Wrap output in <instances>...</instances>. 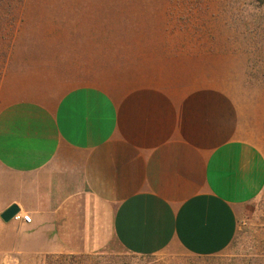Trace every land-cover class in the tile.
<instances>
[{"label": "crops", "instance_id": "crops-1", "mask_svg": "<svg viewBox=\"0 0 264 264\" xmlns=\"http://www.w3.org/2000/svg\"><path fill=\"white\" fill-rule=\"evenodd\" d=\"M26 6L0 61V214L31 219L0 217V254L225 250L264 188L245 52L146 4Z\"/></svg>", "mask_w": 264, "mask_h": 264}, {"label": "rangeland", "instance_id": "rangeland-1", "mask_svg": "<svg viewBox=\"0 0 264 264\" xmlns=\"http://www.w3.org/2000/svg\"><path fill=\"white\" fill-rule=\"evenodd\" d=\"M39 2L58 3L63 8L73 3L86 5L94 8L86 12L89 17L103 16L110 6L114 16L117 7H122L126 15V8L146 4L145 7L155 9L152 11L156 16L171 19L170 27L179 34L209 35L211 49L245 52V81L255 89L259 108L264 109V0H0V61L9 48L19 14L22 18L27 4ZM0 264H264V188L245 204L231 244L215 255L186 252L145 255L110 245L90 254L4 253L0 254Z\"/></svg>", "mask_w": 264, "mask_h": 264}, {"label": "water", "instance_id": "water-1", "mask_svg": "<svg viewBox=\"0 0 264 264\" xmlns=\"http://www.w3.org/2000/svg\"><path fill=\"white\" fill-rule=\"evenodd\" d=\"M18 210L19 208L16 204H11L1 212L0 217L4 221H8L13 218V216L18 212Z\"/></svg>", "mask_w": 264, "mask_h": 264}, {"label": "built area", "instance_id": "built-area-1", "mask_svg": "<svg viewBox=\"0 0 264 264\" xmlns=\"http://www.w3.org/2000/svg\"><path fill=\"white\" fill-rule=\"evenodd\" d=\"M13 218L15 219H22L23 221L29 222L30 221V216L28 214H20L16 213Z\"/></svg>", "mask_w": 264, "mask_h": 264}]
</instances>
